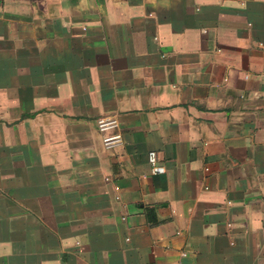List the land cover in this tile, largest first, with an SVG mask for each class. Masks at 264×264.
Wrapping results in <instances>:
<instances>
[{
    "label": "crops",
    "instance_id": "0c3cea01",
    "mask_svg": "<svg viewBox=\"0 0 264 264\" xmlns=\"http://www.w3.org/2000/svg\"><path fill=\"white\" fill-rule=\"evenodd\" d=\"M0 264H264V0H0Z\"/></svg>",
    "mask_w": 264,
    "mask_h": 264
},
{
    "label": "built area",
    "instance_id": "2783aa9c",
    "mask_svg": "<svg viewBox=\"0 0 264 264\" xmlns=\"http://www.w3.org/2000/svg\"><path fill=\"white\" fill-rule=\"evenodd\" d=\"M95 124L104 148L109 149L121 142L122 133L116 117H100L96 119ZM147 161L152 175L164 174V166L159 163L157 154L154 151L148 153Z\"/></svg>",
    "mask_w": 264,
    "mask_h": 264
}]
</instances>
